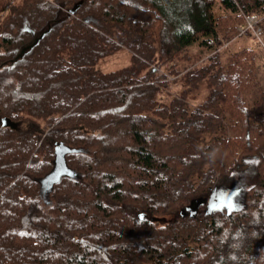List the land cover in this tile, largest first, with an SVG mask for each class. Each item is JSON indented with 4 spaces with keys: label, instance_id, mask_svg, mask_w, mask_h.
<instances>
[{
    "label": "trees",
    "instance_id": "trees-1",
    "mask_svg": "<svg viewBox=\"0 0 264 264\" xmlns=\"http://www.w3.org/2000/svg\"><path fill=\"white\" fill-rule=\"evenodd\" d=\"M252 15L0 0V264H264V89L253 49L221 51Z\"/></svg>",
    "mask_w": 264,
    "mask_h": 264
},
{
    "label": "rangeland",
    "instance_id": "rangeland-1",
    "mask_svg": "<svg viewBox=\"0 0 264 264\" xmlns=\"http://www.w3.org/2000/svg\"><path fill=\"white\" fill-rule=\"evenodd\" d=\"M216 14L219 16H224V13H221L219 10H217ZM239 30H242V32ZM236 32V36L230 42H224L222 44L221 51L223 52L224 62H227V59L233 53L240 52L244 49H253L256 53L255 69L257 71V79L260 83V87L264 89V16H244V25L237 26ZM190 52H195V50L193 49ZM128 58L129 53L124 49L114 57L101 62L98 65V68L104 72L114 71L116 69L125 67L128 64ZM174 79L176 78L167 77V80L169 81ZM169 89L172 93L176 94L181 89V86L180 84L175 83L171 84ZM251 98L252 96H249L248 99L251 100ZM237 198H224L221 196L218 200H214L213 205L216 208L224 207V205H226L227 207H232L234 209L239 204V199Z\"/></svg>",
    "mask_w": 264,
    "mask_h": 264
},
{
    "label": "water",
    "instance_id": "water-1",
    "mask_svg": "<svg viewBox=\"0 0 264 264\" xmlns=\"http://www.w3.org/2000/svg\"><path fill=\"white\" fill-rule=\"evenodd\" d=\"M57 148H58V150H59V151H58V159H60V155H61V153H62V152H61V149H62V148H61V145H59ZM60 171L62 172L63 169L61 168ZM213 195H216V193H212V194L209 196L208 206H211V205L214 204V202H213V200H214ZM217 195L220 196L219 192L217 193Z\"/></svg>",
    "mask_w": 264,
    "mask_h": 264
},
{
    "label": "flooded vegetation",
    "instance_id": "flooded-vegetation-1",
    "mask_svg": "<svg viewBox=\"0 0 264 264\" xmlns=\"http://www.w3.org/2000/svg\"><path fill=\"white\" fill-rule=\"evenodd\" d=\"M220 197H221V196H218L217 194H216V195H213L214 200H215V199L218 200ZM214 200H213V202H214ZM216 200H215V201H216Z\"/></svg>",
    "mask_w": 264,
    "mask_h": 264
},
{
    "label": "built area",
    "instance_id": "built-area-1",
    "mask_svg": "<svg viewBox=\"0 0 264 264\" xmlns=\"http://www.w3.org/2000/svg\"><path fill=\"white\" fill-rule=\"evenodd\" d=\"M47 1H50L51 2V0H47ZM249 27H250V25H249ZM240 32H242V30H239Z\"/></svg>",
    "mask_w": 264,
    "mask_h": 264
}]
</instances>
